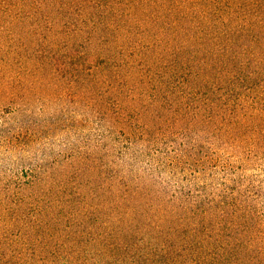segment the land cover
Masks as SVG:
<instances>
[{"label":"trees","instance_id":"1","mask_svg":"<svg viewBox=\"0 0 264 264\" xmlns=\"http://www.w3.org/2000/svg\"><path fill=\"white\" fill-rule=\"evenodd\" d=\"M6 2L23 13L61 14V44L69 38L67 49L61 45L64 72L80 74L104 56L122 62L138 30L121 31L126 9L151 17L162 10L152 25L163 42L134 45L147 66L129 75L131 84L102 70L104 84L126 88L111 104L116 114L100 112L109 123L97 153L61 175L60 207L42 206L46 197L36 191L12 202L0 164V217L10 201L21 219L0 223V264H264V178L227 162L215 170L224 146L264 158V0H0L2 9ZM110 33L114 42L101 43ZM85 36L92 54L74 55ZM91 78L82 80L87 92L96 88ZM125 106L132 110L118 112ZM135 111L140 126L121 119ZM172 118L182 127L176 149L157 143ZM184 128L205 130L195 150L207 147L206 159L194 156V144L187 148ZM29 178L17 195L42 182L39 172ZM105 181L107 190L93 188Z\"/></svg>","mask_w":264,"mask_h":264},{"label":"rangeland","instance_id":"2","mask_svg":"<svg viewBox=\"0 0 264 264\" xmlns=\"http://www.w3.org/2000/svg\"><path fill=\"white\" fill-rule=\"evenodd\" d=\"M4 4L9 6L5 9L0 6V117L3 121L0 126V164L6 177L4 180L9 185V193L13 195V200L10 199L12 202H19L28 196L27 192L36 191L37 194L46 197L42 206L60 207L61 198L57 195L61 191V175L68 176L76 173L79 168V158H86L89 163L90 157L97 153L102 142L101 128L109 123L102 113L116 114L117 110L111 104L116 98L118 89L126 88L125 85H121V81L109 83L110 86L104 84L102 70L109 68L115 71L116 75H120L121 79L126 76L125 79L131 84L134 78L128 79L129 75H137V71L147 59L143 53L145 47L163 42L160 26L156 28L152 25L154 19H159L157 16L162 10L153 11L151 17L148 16L150 13L141 16L125 8L126 24L121 31L138 30L137 43L125 50L127 53L122 56V62L116 65L107 64L105 61L107 57L102 55L104 59L100 58L99 63H87L83 72L72 74L61 70V45L67 49L69 40V38L65 39L61 44V14H53L48 10L23 13L12 7L13 1L12 4L8 2ZM173 6L176 8L178 4L174 2ZM170 10L172 13L173 9ZM171 30L172 28L169 31ZM152 31H157L158 35L155 37ZM113 33L103 38L101 43L108 44L111 40L114 42L117 37ZM157 37H159L158 40ZM87 40L85 36L71 52H74V55L92 54ZM132 40H135L133 35L131 42ZM134 45L142 47L143 50L138 51L139 49H135ZM118 46L121 45L117 44L115 47ZM67 62L70 63L68 58ZM69 66L71 67V64ZM120 68L123 69L120 71ZM91 77H97L98 81L95 91L87 92L82 88V80L88 83L89 79H93ZM78 85L83 93L77 89ZM96 100L102 101L96 103ZM106 103L110 104L107 108ZM101 107L103 109H99ZM127 110L132 108L125 106L123 109H118V112L125 113ZM131 117L133 122H137V126L141 125L140 121H137L138 113L134 115L133 112L132 116L121 117V119L128 118L126 121L129 122ZM181 129V122L172 118L162 129L164 133L157 135L160 140H155L163 147L171 144L170 146L176 149L179 146L177 140H181L177 139L176 132ZM197 130L184 128L181 132H184L186 139L190 140L186 143L187 148L194 144L190 148L194 156L206 159L207 147H199L198 151L195 149L197 144L204 143V139L208 136L205 130ZM242 152V148L233 151L230 147L224 146L219 154L221 159L219 167L215 170H219L227 162L230 166H236L237 170L243 169L252 178H264V158L260 157L263 153L256 152L242 158ZM74 155L76 157L72 158ZM34 172H39L42 177L38 188L29 191L24 189L25 194L22 192L17 195V188L28 183L31 180L30 174ZM210 172L211 169H206V172L204 169L202 173ZM219 181L220 179L216 182ZM108 187L106 181L99 184L93 183V188L97 190H107ZM0 200L3 201L1 197ZM6 204H8V210L2 213L0 223H18L21 219L12 213L13 206H9L13 204L10 201ZM37 205L34 204V206ZM28 215V211L21 215L25 217L23 218L25 222L28 221L26 219ZM13 232L11 228L8 232L9 237H13ZM37 264L49 263L38 262Z\"/></svg>","mask_w":264,"mask_h":264}]
</instances>
